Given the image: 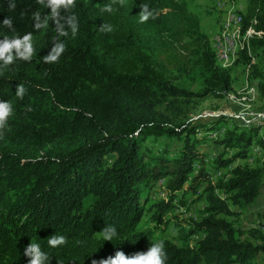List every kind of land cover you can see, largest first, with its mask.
<instances>
[{
  "label": "trees",
  "instance_id": "trees-1",
  "mask_svg": "<svg viewBox=\"0 0 264 264\" xmlns=\"http://www.w3.org/2000/svg\"><path fill=\"white\" fill-rule=\"evenodd\" d=\"M108 4L113 12L101 11ZM140 4L157 18L140 23ZM46 5L0 0V41L31 33L33 46L29 60L16 49L11 64L0 60V101L12 106L0 129V264H27L29 243L40 244L49 264H91L116 251L146 252L155 242L163 243L166 264H259L264 223L245 229L238 218L261 193L264 135L222 116L192 120L205 97H227L232 78L185 3L75 0L59 9L77 20L76 34L65 26L66 36ZM34 12L49 17L45 27H34ZM237 15V54L250 65L253 54L264 57V0H246ZM102 23L113 31L101 32ZM57 41L64 53L45 63ZM250 70L264 103V80L256 66ZM195 71L199 91L176 84ZM18 84L26 88L22 99ZM204 144L219 149L203 152ZM257 154L263 161L251 166ZM197 203L198 217L183 218ZM167 215L181 224L180 245L150 240L149 224L167 226ZM106 225L118 233L109 242L98 235ZM54 234L67 243L50 247Z\"/></svg>",
  "mask_w": 264,
  "mask_h": 264
},
{
  "label": "rangeland",
  "instance_id": "rangeland-1",
  "mask_svg": "<svg viewBox=\"0 0 264 264\" xmlns=\"http://www.w3.org/2000/svg\"><path fill=\"white\" fill-rule=\"evenodd\" d=\"M180 1L184 2L187 6V10L198 19L200 31L208 37L210 44H212L213 36L225 32L223 28L225 21L232 15H237V12L244 13L246 6V0ZM226 34L228 36V40L235 42V47L232 50L233 56L229 55L226 61L218 63L217 65L223 69H230L232 91L224 99H218L214 96L205 97L201 100L197 109L192 113L191 118L194 121L206 123L222 116L230 119L231 123L234 125L243 127H260L262 131L261 134L264 135V120L255 119L254 125H249V121H241L237 118V113L246 115L264 114V103L260 98L257 86L259 80L251 78L250 70L251 65L256 66L259 77L264 80V57L260 56V54H253L250 65L244 61L242 62L240 60L241 56L239 53L237 54V36L233 30L226 31ZM176 84L179 87L194 92L199 91L203 87L202 79L200 78L198 71L183 76L176 82ZM218 149V147L211 144H204L200 147V150L203 152ZM262 161L263 157L260 156V154H257V156L249 162L251 166H256L258 163H262ZM202 207V203L192 205L187 211L184 210L183 218H197L198 211ZM181 212H183V210ZM167 216L171 219L167 226L161 225L159 227H154L153 224H149L150 227L154 229V232L150 235V240L156 241L159 239H166L180 245L178 240V225L180 223L177 219L173 218L172 215ZM260 221L264 223V178L261 193L256 205L240 215L238 218V224L241 225L242 228L246 229L253 227L255 223L257 224ZM258 262L259 264H264V256H259Z\"/></svg>",
  "mask_w": 264,
  "mask_h": 264
},
{
  "label": "clouds",
  "instance_id": "clouds-1",
  "mask_svg": "<svg viewBox=\"0 0 264 264\" xmlns=\"http://www.w3.org/2000/svg\"><path fill=\"white\" fill-rule=\"evenodd\" d=\"M39 4H44L45 0H37ZM75 0H47V7L51 9V19L53 20L56 30L59 35L66 36L68 33L65 31V26L71 28L72 34L75 35L78 31V24L74 15L62 16L59 9L69 8L74 6ZM15 4L9 3V10H14ZM140 13L138 14L140 23L147 22L150 18L156 19L157 16L149 8L148 4H140ZM113 6L111 4L104 5L101 11L111 13L113 12ZM33 18L36 21L34 27L38 30L46 26L49 17H45L41 21L39 12L33 13ZM3 24L9 28L12 27V20L5 18ZM101 32H112L113 28L110 24L102 23L99 27ZM32 34L29 33L23 38H16L13 40L5 39L0 41V60H3L5 65L13 62V56L11 52L16 49L20 55V58L29 60L33 54L32 46ZM65 45L62 42H54V46L51 51L43 57L45 63H56L59 57L64 53ZM26 93L24 84H18L15 88V95L22 99ZM12 114V106L7 101H0V129L6 125L7 118ZM117 229L115 225H106L99 232L98 235L102 237L104 241H111L117 236ZM47 243L50 247L56 248L58 246L67 243V238L63 235H51L47 238ZM23 255L27 258V264H49L51 259L50 255L42 251L40 244L29 243L23 252ZM167 255L164 250L162 242L152 243L146 252H135L132 254H125L122 251H116L114 256L97 260H92L91 264H166Z\"/></svg>",
  "mask_w": 264,
  "mask_h": 264
},
{
  "label": "bare ground",
  "instance_id": "bare-ground-1",
  "mask_svg": "<svg viewBox=\"0 0 264 264\" xmlns=\"http://www.w3.org/2000/svg\"><path fill=\"white\" fill-rule=\"evenodd\" d=\"M240 26H241V17L239 15H232L223 24V28L225 32L213 36L211 47L215 54V59L217 63H221L227 60L228 56L230 55L231 48L233 50V48L235 47V42H233L232 40H228L226 31L233 30L235 35L238 37ZM215 42H217L219 48V54L217 53V45H215ZM219 56H221V58H219Z\"/></svg>",
  "mask_w": 264,
  "mask_h": 264
},
{
  "label": "built area",
  "instance_id": "built-area-1",
  "mask_svg": "<svg viewBox=\"0 0 264 264\" xmlns=\"http://www.w3.org/2000/svg\"><path fill=\"white\" fill-rule=\"evenodd\" d=\"M215 45H217V42H215ZM217 53L219 54L218 45H217ZM230 55H232V48H231ZM219 58H221V56H219ZM237 118L240 119L241 121H249V125H254V120L255 119L264 120V114H260V115H246V114H242V113H237Z\"/></svg>",
  "mask_w": 264,
  "mask_h": 264
},
{
  "label": "crops",
  "instance_id": "crops-1",
  "mask_svg": "<svg viewBox=\"0 0 264 264\" xmlns=\"http://www.w3.org/2000/svg\"><path fill=\"white\" fill-rule=\"evenodd\" d=\"M226 61V60H225ZM224 62V61H223ZM223 62H221V63H223Z\"/></svg>",
  "mask_w": 264,
  "mask_h": 264
}]
</instances>
